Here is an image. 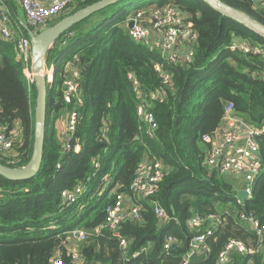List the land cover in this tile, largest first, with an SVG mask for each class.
<instances>
[{
  "label": "trees",
  "instance_id": "obj_1",
  "mask_svg": "<svg viewBox=\"0 0 264 264\" xmlns=\"http://www.w3.org/2000/svg\"><path fill=\"white\" fill-rule=\"evenodd\" d=\"M96 1L73 0L48 26ZM221 1L264 25V5L257 1ZM168 5L191 19L198 32L190 65L164 62L157 48L134 41L125 24L129 12L124 5L84 30L82 26L96 12L91 14L62 33L50 48L46 69L53 68L54 77L47 89L40 169L25 180L0 175V264H52L54 255H59L62 264H181L194 236L185 223L192 213L226 212L225 220L207 241L210 253L197 264H214L230 239L256 244V236L238 215L251 214L264 224V132L257 137L262 172L253 184L251 198L243 203L237 201V187L231 179L204 165L209 145L201 139L219 129L229 102L244 122L257 127L264 124V56L230 49L240 40L264 47V38L203 0H145L136 9ZM66 62H70L69 69L78 68L82 105L75 98L69 104L64 101ZM158 62L171 76L168 84L155 68ZM23 67L13 45L0 38V128L18 130L10 149L0 147V162L14 168L27 163L34 140L36 88L26 79ZM129 72L139 81L143 100L154 113L157 128L152 137L136 112L139 100ZM161 89L164 99L147 98L151 91ZM73 107L79 112L75 136L81 150L77 153L63 151L64 137L54 129L60 111ZM152 156L162 161L164 169L158 192L142 202L141 221L125 220L112 233L104 226V209L112 201L110 191L129 193L140 163ZM105 175L109 184L98 196ZM78 184L85 185L84 195L73 206L64 205L61 191ZM153 199L175 220L159 226ZM77 228L87 233L78 245L82 263L68 252L72 245L66 234ZM168 233L177 243L165 253L162 242ZM120 237L127 239L126 253ZM136 252L139 254L133 257ZM232 264H264V252H235Z\"/></svg>",
  "mask_w": 264,
  "mask_h": 264
},
{
  "label": "built area",
  "instance_id": "obj_2",
  "mask_svg": "<svg viewBox=\"0 0 264 264\" xmlns=\"http://www.w3.org/2000/svg\"><path fill=\"white\" fill-rule=\"evenodd\" d=\"M73 0H17L24 13V26L31 29L34 33L48 26V22L61 13H64ZM257 1L260 6L264 5V0ZM11 10L9 6L0 0V38L13 45L15 57L19 59L24 67L23 73L28 81H33L31 71V44L30 38L22 26L13 28L11 24ZM133 20L131 28L128 27V34L136 42H143L149 47H155L161 52L164 62L173 65H190L193 61L194 46L197 41L198 32L194 27V22L188 17L182 16L174 6L152 7L151 9H135L129 12L126 19L128 22ZM231 50L242 52L251 51L254 54L264 56V47L258 44H250L249 41H236L230 46ZM70 62L63 67L67 74L63 77L64 101L71 103L75 98L78 105L83 104L79 93V84L77 77L78 68L69 69ZM155 68L162 79V82L168 84L171 76L163 69V63L158 62ZM46 74L50 83L53 81L54 69H46ZM128 79L130 85L139 100L136 106V112L142 122L147 127V133L150 137L154 136L157 122L154 113L148 108L143 100L144 95L139 81L129 72ZM165 90L151 91L148 99H164ZM67 127L63 133V151L73 150L79 152L81 144L76 138V124L79 112L73 107ZM223 124L213 134L203 135L201 141L209 145L204 154L203 163L210 169H216L221 174L231 175L243 182L238 189H244L247 192L248 199L251 198L252 187L257 176L262 172V165L259 158L257 137L264 132V124L261 127L244 122L240 117L234 114V105L229 102L224 111ZM221 131V132H220ZM18 136V130L13 128L5 131L0 128V147L8 150L12 147L14 139ZM95 168L99 167V162L94 161ZM164 176L162 161L155 156L146 157L140 163L136 174L130 185V192H119L112 188L110 195L112 201L105 206L104 226L116 233L120 224L125 220L141 221L145 209L144 200L154 197L159 190V185ZM109 184V176L105 175L101 182V188L98 196H101ZM85 185L78 184L70 189H63L61 195L63 204L73 206L78 203L81 196L85 193ZM237 198V196H236ZM239 203H243L237 198ZM153 214L159 226H163L172 220H175L171 214L162 206V204L153 199L151 201ZM226 212L210 213H192L186 218V225L194 230V236L190 243L189 251L183 256L181 264H188L192 253L198 255L204 254V258L210 253L207 241L214 233V228L221 225L225 220ZM239 219L249 224V229L256 236V244L244 242L239 239H230L218 252L214 264H232L233 253L254 254L262 251L264 248V224H261L253 215L244 212L239 213ZM72 235L79 240L84 241L87 233L84 229L77 228L73 230ZM120 245L123 253H126L125 247L127 239L120 237ZM177 239L174 235L168 233L164 236L162 249L168 253L174 249ZM68 252L77 263H82L78 247H71ZM139 252L133 254L136 257ZM52 264H62L59 255H54ZM99 264V263H94Z\"/></svg>",
  "mask_w": 264,
  "mask_h": 264
},
{
  "label": "water",
  "instance_id": "obj_3",
  "mask_svg": "<svg viewBox=\"0 0 264 264\" xmlns=\"http://www.w3.org/2000/svg\"><path fill=\"white\" fill-rule=\"evenodd\" d=\"M122 0H99L86 7L80 8L71 14H67L49 25L38 33H34L28 27H25L30 38L31 44V71L33 73V82L36 88V99L34 108V140L32 152L29 160L22 167H10L0 162V175L9 180H25L34 177L40 169L46 134V96L50 80L46 74V58L54 42L62 33L71 28L74 24L83 21L91 14L106 9L109 6ZM213 10L229 17L253 32L264 38V25L250 17L246 12L228 5L221 0H203ZM133 20L128 22L131 28ZM223 122L220 123L222 126ZM221 132V131H220ZM237 198L242 202L248 199L247 192L244 189H238ZM204 258V254L198 255L192 253L188 264H197Z\"/></svg>",
  "mask_w": 264,
  "mask_h": 264
},
{
  "label": "rangeland",
  "instance_id": "obj_4",
  "mask_svg": "<svg viewBox=\"0 0 264 264\" xmlns=\"http://www.w3.org/2000/svg\"><path fill=\"white\" fill-rule=\"evenodd\" d=\"M145 0H122L120 1L117 5H112L111 7L109 6L108 8H106V10L103 12L102 11H99V12H96L95 15L89 19V23L88 24H83L84 26H82V28H84V30H87L88 28H90L91 26H94V25H97L98 22L102 19V17L104 15L106 16H111L112 13L117 9L118 6H121V5H124L125 6V9L128 11V12H133L138 6L141 5L142 2H144ZM146 1H149V0H146ZM22 16V19L25 20V18ZM56 18V17H55ZM59 19V18H58ZM58 19L56 21H58ZM55 23V20L54 22H51L49 23V25L51 24H54ZM81 25V24H80ZM241 41V40H240ZM62 111V110H61ZM71 111H65L63 110L60 115L57 117L56 121H57V127L58 129H61L64 127V130L66 129L67 127V122H68V119H69V116H70V113ZM63 113V114H62ZM61 115H63V121H62V117H60ZM61 122H63L64 124H62ZM55 126V125H54ZM226 177H228L229 179H231L235 184H236V187L239 188L243 185V182L231 175H225ZM85 212V210L83 211H80V214L78 213L76 215V218L79 217L81 214H83ZM76 218H73L72 220H76ZM243 224L246 225L247 223H245L243 221ZM249 224H247L248 226ZM68 238L69 237V241H68V244L71 246H75V247H78L79 245V240L77 238H75L72 233H67L66 234ZM69 235V236H68Z\"/></svg>",
  "mask_w": 264,
  "mask_h": 264
},
{
  "label": "crops",
  "instance_id": "obj_5",
  "mask_svg": "<svg viewBox=\"0 0 264 264\" xmlns=\"http://www.w3.org/2000/svg\"><path fill=\"white\" fill-rule=\"evenodd\" d=\"M4 1V3H6L8 6H9V8H10V10H11V15H10V18H11V24L10 25H12V27L13 28H17V27H20V26H22L21 28H22V30L23 31H26V29H25V27H23L24 25V21L25 20H23L22 19V16L21 15H23V17H24V13H23V10H22V8H21V6L19 5V3L17 2V0H3ZM153 7V6H152ZM152 7H146L145 9H151ZM126 24V23H125ZM127 28H128V26H126ZM67 64V62L64 64V67H65V65ZM65 111L67 110V109H64ZM63 111V110H62ZM62 111H60V113L62 112ZM68 111V110H67ZM60 113H59V115H60ZM63 114V113H62ZM60 117H62L61 119H62V121H63V115H61ZM62 124H64L63 122H61ZM55 126H54V129H55V131L57 132V134L59 135V134H61V135H63V133H64V127L63 128H61V129H58V128H56L57 127V121H55V124H54ZM69 236V235H68ZM69 241V237L67 238V242ZM72 247H75V246H73L72 245ZM263 252H264V248L263 249H261Z\"/></svg>",
  "mask_w": 264,
  "mask_h": 264
}]
</instances>
